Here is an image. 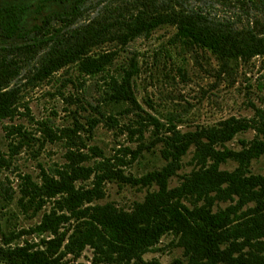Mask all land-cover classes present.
<instances>
[{
  "label": "trees",
  "instance_id": "obj_1",
  "mask_svg": "<svg viewBox=\"0 0 264 264\" xmlns=\"http://www.w3.org/2000/svg\"><path fill=\"white\" fill-rule=\"evenodd\" d=\"M86 1L76 0L71 11L46 14L27 29L23 26L27 3L0 5V38L23 40L0 45V124L18 114L19 88L11 85L36 59V79L44 80L64 67L76 66L81 76L101 82V102L141 110L134 90L138 63L132 61L114 72L115 54L93 49L114 40L125 46L164 25L176 28L172 43L184 47L207 48L233 59L264 54V28H258V20L252 27H236L242 13L249 14L245 7L256 5L255 0H238L242 13L226 19L212 15L210 8L215 9L217 3L231 6L228 0L204 2V7L196 9L188 8L186 0H133L110 15L104 6L99 16L78 24ZM23 106L29 114V106ZM145 120L156 130L163 126L152 115ZM38 123L52 141L63 138L46 121ZM139 123L146 127L143 120ZM6 129L28 137L21 127L10 125ZM249 129L255 130V136L242 140L241 149L227 146L238 133ZM157 139L163 143L161 154L167 162L141 177L127 175L117 166L116 160L124 161L117 156L103 157L92 165L81 164L88 155L75 150H69L63 168L43 170L40 182L30 174L24 176L21 190L30 202L39 197L41 209L42 202L52 201L51 209L27 233L48 236L15 246L11 242L18 236L5 238L0 244V264H73L65 257L70 254L77 258L87 247L93 249L95 263L161 264L156 259L145 262L143 256L169 233L183 249V255L169 264H264V175L250 170L252 160L264 155V109L258 108L252 118L231 116L189 131L171 124ZM192 148V170L183 174L178 185L170 186ZM230 160L237 166L222 168ZM90 179L92 186L78 185ZM106 181L156 188L125 209L113 202L96 203L105 197ZM66 223L70 229L62 231Z\"/></svg>",
  "mask_w": 264,
  "mask_h": 264
},
{
  "label": "rangeland",
  "instance_id": "obj_2",
  "mask_svg": "<svg viewBox=\"0 0 264 264\" xmlns=\"http://www.w3.org/2000/svg\"><path fill=\"white\" fill-rule=\"evenodd\" d=\"M132 1L87 0L84 14L77 22L81 24L99 16L104 6H107V15H110L116 8H125ZM208 1L212 0H186L185 4L188 8L196 9L204 7V2ZM228 1L232 2L231 6L217 3L215 9L210 8L212 15L226 19L242 13L238 0ZM255 1L256 5L245 7L249 14L242 13L237 28L252 27L255 20H258V28H264V0ZM12 2L29 5L23 23L27 29L39 23L46 14L71 11L76 0L63 3L0 0V5ZM175 31L174 26L164 25L155 29L150 36L138 37L125 46L114 40L93 49L94 52L115 54L114 72H120L132 61L138 63L140 69L134 78V90L141 110L129 108L127 104L101 102V82L81 76L76 66L64 67L44 80L34 77L39 66L37 59L22 70L11 85L19 88L21 103L18 114L0 124V244L9 237L18 236L11 242L15 246L23 245L27 240L39 242L48 236L47 233H27L51 209L52 201L42 202L44 206L41 209L39 197L30 202L21 190L23 177L30 174L35 182H40L43 170L65 166L69 150L87 154V160L81 163L84 165H92L103 157H120L124 161L116 160L117 166L127 175L141 177L166 164L161 154L163 143L157 137L163 136L171 124L181 131H189L198 126L214 125L231 116L252 118L258 108L264 109V54L249 59L220 57L207 48L172 43ZM261 36L264 37V33ZM22 41L21 38H0V45ZM23 105L29 106V114ZM148 115L154 116L163 126L156 130L154 124L145 120ZM110 116L113 119H109ZM142 120L146 127H140ZM41 121H46L63 138L52 141L38 123ZM10 125L26 130L28 137L10 134L6 129ZM66 133H70L72 138H68ZM254 136L253 129L240 132L227 146L239 150L242 140H250ZM192 155L193 148L183 157V167L171 178L170 186L178 185L183 174L192 170ZM236 166L237 163L230 160L222 168L232 170ZM250 170L264 175V155L252 160ZM78 185L92 186V180L78 182ZM104 188L105 197L96 203L113 202L130 209L156 186L148 188L106 181ZM228 204L221 203V206ZM69 229L70 223H66L62 231ZM182 255L183 249L177 246L176 237L169 233L143 258L145 262L156 259L161 264H169ZM65 260L73 264H108L95 263L94 251L90 247L79 257L74 258L69 254Z\"/></svg>",
  "mask_w": 264,
  "mask_h": 264
}]
</instances>
